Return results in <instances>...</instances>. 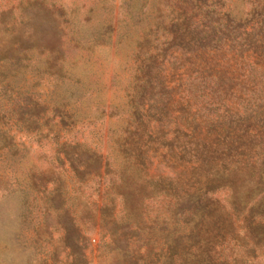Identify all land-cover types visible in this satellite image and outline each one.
<instances>
[{
    "label": "trees",
    "instance_id": "1",
    "mask_svg": "<svg viewBox=\"0 0 264 264\" xmlns=\"http://www.w3.org/2000/svg\"><path fill=\"white\" fill-rule=\"evenodd\" d=\"M156 1L149 27L136 37L126 113L111 128L107 160L76 139L61 140L72 118L65 104L48 107L4 82L31 62L39 73L65 78L78 42L68 44L70 20L54 2L18 0L0 10V118L10 114L19 130L52 139L58 165L77 182L101 180L105 247L126 258L136 247L130 264H264V0H251L243 17L230 13L225 0ZM2 141L0 148L10 145L8 136ZM152 157L175 176H150ZM40 177L41 215L55 212L69 264H85L62 179L57 172ZM46 183L52 188L45 190ZM220 189L229 192V215L211 196ZM156 196L171 203L161 222L148 223L145 201ZM239 219L242 235L234 233ZM227 236L240 242L245 256L215 254ZM148 244L145 254L140 249Z\"/></svg>",
    "mask_w": 264,
    "mask_h": 264
},
{
    "label": "rangeland",
    "instance_id": "2",
    "mask_svg": "<svg viewBox=\"0 0 264 264\" xmlns=\"http://www.w3.org/2000/svg\"><path fill=\"white\" fill-rule=\"evenodd\" d=\"M17 1L0 0V10ZM47 1L63 6L74 33L73 39L68 37V44L78 42L77 50L72 46L75 54L71 53L65 62V78L54 79L39 73L31 62L29 67L4 82L10 80L14 87L48 107L65 104L72 118H66L68 125L60 133L61 140L76 139L107 160L111 155V128L122 123L126 113V92L134 73L136 37L139 31L149 27L157 1ZM225 7L236 17H243L251 7V0H225ZM4 101L7 109L9 103ZM50 115L48 108L45 116ZM4 136L10 138V145L0 148V264H69L72 255L62 243V231L56 223L55 212L41 215L43 198L39 190L43 186L39 178L40 175L53 176V172H57L63 181L64 206L70 210L79 228V246L85 264H130L129 258L136 256V247L132 246L127 258L105 247L108 238L99 226V208L106 201L101 180L95 177L77 182L65 166L58 165L52 139H39L34 132L19 130L10 114L0 118V146ZM148 174L175 176V172L157 157H152ZM52 186L46 183L45 190ZM228 195L226 189L211 194L227 215L230 213ZM113 202L114 214L121 219L123 212L118 198ZM170 203L163 196L146 200V221L161 222ZM234 222V233L245 234L241 220ZM145 238L147 235L143 231L141 242ZM239 243L227 236L215 247V254L227 260L234 255L245 256V248ZM156 244L159 247V243ZM150 246L144 245L140 250L147 254L145 250ZM149 259L147 256L146 260ZM255 259L261 261L259 256L252 260Z\"/></svg>",
    "mask_w": 264,
    "mask_h": 264
}]
</instances>
